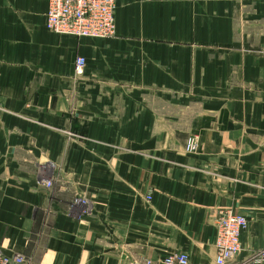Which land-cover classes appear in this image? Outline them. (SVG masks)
<instances>
[{"label": "crops", "instance_id": "crops-1", "mask_svg": "<svg viewBox=\"0 0 264 264\" xmlns=\"http://www.w3.org/2000/svg\"><path fill=\"white\" fill-rule=\"evenodd\" d=\"M48 8L0 0L5 255L216 264L220 210L248 219L238 260L264 250V0H118L108 39L52 32Z\"/></svg>", "mask_w": 264, "mask_h": 264}, {"label": "built area", "instance_id": "built-area-1", "mask_svg": "<svg viewBox=\"0 0 264 264\" xmlns=\"http://www.w3.org/2000/svg\"><path fill=\"white\" fill-rule=\"evenodd\" d=\"M118 0H49L47 12L48 28L64 36L78 39H108L116 33V9ZM86 59L75 60L74 75H84ZM197 145L196 142L193 146ZM197 147L193 150L196 151ZM148 197V200H151ZM248 228L246 216L232 210H220L216 221V264H232L238 261L242 251V234ZM24 257L7 256L0 248V264H22ZM145 264H191L187 253L167 256L161 262L146 261ZM251 264H264V250L259 252Z\"/></svg>", "mask_w": 264, "mask_h": 264}, {"label": "rangeland", "instance_id": "rangeland-1", "mask_svg": "<svg viewBox=\"0 0 264 264\" xmlns=\"http://www.w3.org/2000/svg\"><path fill=\"white\" fill-rule=\"evenodd\" d=\"M70 136H75L73 133H69ZM196 142L197 145L193 146V143ZM194 147H197L196 151L193 150ZM200 148V140H199V136H191L188 141H187V145H186V152L189 153V154H192V153H196L198 152ZM50 186V184H49ZM79 202V201H78ZM261 252V251H260ZM258 253H256L257 255ZM255 255V256H256ZM254 257L251 259V260H245V261H240V259L235 262V263H232V264H251V262L253 261Z\"/></svg>", "mask_w": 264, "mask_h": 264}]
</instances>
